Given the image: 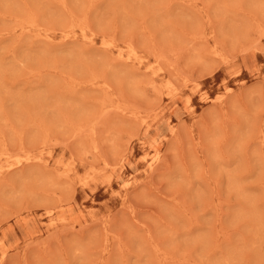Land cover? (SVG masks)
I'll return each instance as SVG.
<instances>
[{
	"label": "rangeland",
	"instance_id": "374dc122",
	"mask_svg": "<svg viewBox=\"0 0 264 264\" xmlns=\"http://www.w3.org/2000/svg\"><path fill=\"white\" fill-rule=\"evenodd\" d=\"M0 264H264V0H0Z\"/></svg>",
	"mask_w": 264,
	"mask_h": 264
},
{
	"label": "bare ground",
	"instance_id": "6f19581e",
	"mask_svg": "<svg viewBox=\"0 0 264 264\" xmlns=\"http://www.w3.org/2000/svg\"><path fill=\"white\" fill-rule=\"evenodd\" d=\"M65 36H66V35H65ZM103 40H104V39H103ZM111 45H112V44H111ZM131 49H132V48H131ZM132 52H133V51L131 50V53H132ZM120 53H121V52H120ZM128 54H129V53H128ZM133 55H135V52L133 53ZM127 57H129V56H127ZM136 57H137V56H136ZM158 58H159V57H158ZM158 58H157V59H158ZM127 59H128V58H127ZM140 59H141V58H140ZM140 59H139V60H140ZM142 59H143V58H142ZM137 63H138V62H137ZM139 63H140V62H139ZM151 63H152V62H151ZM151 65H152V64H151ZM148 66H149V65H148ZM149 67H150V66H149ZM150 68H151V67H150ZM159 68H160V67H159ZM159 68H158V69H159ZM153 69H154V68H153ZM160 69H161V68H160ZM154 70H155V69H154ZM156 70H157V67H156ZM97 84H98V83H97Z\"/></svg>",
	"mask_w": 264,
	"mask_h": 264
}]
</instances>
